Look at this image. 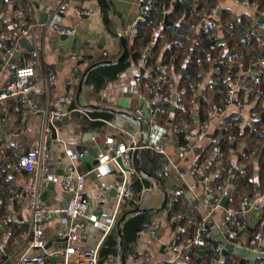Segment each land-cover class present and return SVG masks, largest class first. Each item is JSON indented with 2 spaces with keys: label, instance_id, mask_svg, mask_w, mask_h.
<instances>
[{
  "label": "crops",
  "instance_id": "0c3cea01",
  "mask_svg": "<svg viewBox=\"0 0 264 264\" xmlns=\"http://www.w3.org/2000/svg\"><path fill=\"white\" fill-rule=\"evenodd\" d=\"M61 1L9 0L7 2L6 0H0V41L7 43L16 39L17 31L14 28L15 11L20 10L24 12L30 23L33 24L32 36L27 39L39 54V65L33 82L45 80L46 76L51 73L56 76V82L49 93L46 92L43 95L34 96L36 101L41 104L40 112L30 114L26 121L23 122L21 114L13 111V107L21 104L22 99H10L8 102L10 115L8 116L7 124L3 126L0 122V239L6 246L5 252L0 251V263L8 258V264H10L19 258L21 253L17 252L18 246L16 242L29 230L31 218L30 208L27 200L22 202L18 200L17 193L27 191L31 187L33 176L19 168V160L21 156L39 151L41 134L47 116L45 111L48 105L50 106V111H52L53 109L59 108L54 106L58 97L73 95L76 98L75 103L77 104L75 108L79 106L87 115L88 107L110 110L114 116L111 120L106 121L136 136L138 143L144 142V138L138 133L143 126V122L136 115V110L139 108L145 109L146 103L140 97L137 88L133 86L134 78L141 73V70L137 68L135 63L121 73L118 79L108 83L100 92L95 91L93 87L86 85L84 82L80 100L77 98L80 79L90 64L98 62L103 52L109 53V60L117 59L123 54L124 46L118 33L123 34L127 39V43L132 41L131 39L136 29L133 31L132 37H127L126 33L131 32L132 27L134 25L137 27L139 24L137 22L139 15L138 0H70L65 2V12L61 15L60 24L74 29L76 35L80 36L82 42L89 41L90 43L89 48L81 51L79 58H83V64L79 66L77 72H73L75 62L71 59L75 52H68L60 60V49L58 46L64 48L65 46L61 45L64 42L59 41V35L47 29L41 21V14L43 12L39 7L46 8L48 14ZM106 1L109 5L108 9L105 5ZM192 1H200L205 4L207 0ZM216 3L218 12L219 9H222V12L229 10L232 19L241 18L245 14L250 15L254 21L248 28V33L254 32L259 37L264 35V23L259 21L254 12L240 6L234 0H217ZM261 4L263 6L264 0H261ZM261 10L264 11L263 8ZM165 18L169 19L168 25H175L176 22H179L178 18V20H174L167 15ZM200 29L201 24L197 26L196 31L199 32ZM257 46H260V44ZM18 52L21 53V56L14 58L10 64H7L6 53L0 49V91L13 78L16 67L23 65L33 54L20 44L18 46ZM80 61L79 59L78 62ZM256 68V65H254L248 72L242 73L237 81H230L232 88L227 92V94L233 93L234 104L227 108L225 118L232 119L234 117L240 119L239 124L241 128L252 123L253 112L259 113V117L262 114L261 120L264 122V93L261 94V90L255 91V82L251 77V72H255ZM177 80L180 81L178 76H176ZM45 86V84L44 86L38 85L36 89L43 91ZM250 93L254 95H249ZM197 94L198 96L203 94V87L198 89ZM238 105L242 107L240 108ZM81 115L86 116L81 112H73L71 116L63 120L68 121V125H64L62 128L57 127L56 137L52 135L48 141V168L50 171L64 174L71 164L70 160L64 154L65 146L60 140L64 141L67 146L74 150L88 151V154L91 148L100 147L101 149H106L108 147L105 144V140L112 134L111 127L104 120H101L106 124V127H103L101 132L95 129L85 131L81 118H78ZM1 116L2 112H0V118ZM199 121L201 122L200 116L196 115L194 121L188 125V130L196 133ZM160 124L163 127H168V125L161 122ZM216 130H218L216 126L210 128L207 132L206 139L194 149L187 152L184 158L180 157L173 138L170 137L163 142L168 154L167 165L170 167L169 176H164L163 169L158 178L149 177L151 186L145 188L139 194V197L134 200L139 210H153L156 213L152 218V225L147 232L145 234H139L133 253L126 260L125 254L120 257L121 264H177L174 263L176 254L172 249V241L177 232L169 220L170 211L166 208V204L169 199L176 198L180 194L187 199L188 205H185L187 207V213L193 219H196L198 216L203 220L207 219L209 223H214V227L220 229L222 234L224 233V236L227 235L226 232H223V228L226 227L228 220L226 211L220 208L213 211L208 218L210 202L203 192L200 180L190 176L182 178L180 175V172L187 171L188 168L199 160V157L213 141L219 140L215 135ZM92 136L95 137V140ZM120 141L126 146L131 144V138L127 135L122 136ZM262 142L264 143V141ZM212 148L213 146L210 147L211 152L212 150H216V148ZM140 152L142 151L134 153L135 163L138 167H140ZM241 154V149L230 152V158L236 168L234 170L235 173L244 171L248 167L247 164H238ZM259 155L260 152L258 150L256 152L255 163L253 164L254 177L252 180L254 182V189L251 192L248 191L247 195L252 199L261 198L259 204V208L261 209L264 208V198H262L264 192L261 193L262 185L258 179L259 172L257 163ZM76 166L79 172L87 174L86 189L93 195L90 204V213L99 214L100 222L104 225L108 222V218L113 213L118 201L113 190L106 192L104 186L116 185L119 179L118 169L115 165H110L103 170L102 174H99L97 171H94L96 166L89 165L84 160L76 162ZM221 171L215 165L212 167L210 174L214 177ZM232 180L234 181L233 178ZM233 185L234 182H230L227 192L232 191ZM191 188H194V191ZM177 192H180V194H177ZM102 195L107 197V201L103 205H100L96 198ZM42 197L52 210L65 205L67 201V195L56 184L47 185L43 189ZM253 216L254 213L248 217V221H246L248 226ZM122 217L111 233L116 230L120 231V228H122L126 221L121 222ZM67 229L65 216L57 214L52 216L46 228V237L49 241L48 244H50L49 252L59 249L64 244L61 241V236H63ZM82 233L84 236L83 240L76 244L82 250L93 249L100 241L103 240L104 242V227L102 225L88 222ZM237 240L243 246H249L250 240H246L243 236L238 237ZM263 245L264 240L261 243V246ZM232 256L245 258L249 264L256 262L264 264V256L262 255L254 259H247L238 253H228L227 255V257Z\"/></svg>",
  "mask_w": 264,
  "mask_h": 264
},
{
  "label": "built area",
  "instance_id": "2783aa9c",
  "mask_svg": "<svg viewBox=\"0 0 264 264\" xmlns=\"http://www.w3.org/2000/svg\"><path fill=\"white\" fill-rule=\"evenodd\" d=\"M7 2L9 0H6ZM70 0H62L60 3L54 6L53 10L48 13V18L43 25L56 33L57 35H76V31L72 28L62 26L60 24L61 15L65 12V2ZM235 3L240 6L254 12L256 17L259 19L264 16L262 11L261 0L251 2L250 0H234ZM139 15L137 22H145L147 17L153 11L152 0H138ZM199 17L205 20L215 21L218 17V9H212L211 11H203L198 13ZM14 28L17 31L16 39L4 43L0 41V49L6 53V62L10 64L16 53L18 52V41L22 38H31V32L33 30V24L30 23L26 14L20 10L15 11ZM136 26L134 25L131 32H127V37H132L133 31ZM119 37H124L122 33H118ZM32 57L26 60L23 65L16 67L13 78L7 83L5 88L0 91V112L2 116L0 122L3 126L7 124L8 116L10 115V107L8 102L10 99H22L21 104L13 107V111L21 114L22 121L25 122L30 114L41 111V104L36 101L34 96L43 95L44 93L51 90L56 82V76L54 74H48L45 80L33 82L39 65V54L37 51L32 52ZM148 51H146L137 62L136 66L140 70H144V74H138L133 81V86L137 88L140 93V97L145 101L146 108L149 112L150 118H147L145 110L139 108L136 110V115L143 121H147L143 124L139 130V135L144 138V142L138 143L136 136L132 135L125 129L112 124L109 121L104 122L109 125L112 129V134L107 137L105 144L108 146L106 149H101L98 152L97 159L99 164L96 166L94 171L102 174L103 170L110 165H115L119 172V179L116 185H105L104 190L109 192L116 190V196L118 198L117 205L111 216L108 218L106 224L100 222V216L97 213H90V204L93 195L86 189L87 174L79 172L76 166V162L83 160L87 155L88 151H76L73 148L67 146L64 141L60 142L65 146L64 154L70 160L68 170L64 174H58L49 170V155L47 143L54 131L57 132L56 122L63 121L73 112H81L88 116L86 112L79 106L72 108L76 102V98L73 95H64L57 98L54 106L59 107L50 111L48 105L46 113V122L41 134L40 149L36 153H29L21 156L19 160V168L25 170L27 173L33 176V182L31 187L27 191H20L17 193L19 201L27 200L28 206L31 212L29 230L24 233L19 240H17V252L21 253L19 258L10 264H100V249L103 244V240L100 241L93 249L82 250L77 247L76 244L81 242L84 238L83 229L88 222H93L104 227L103 239L111 234L116 227L119 219L122 216V211L126 207L127 203L133 200L135 196L134 192V176H138V165L135 163L134 153L150 149L155 153L160 154L166 162L164 167V176H169L170 167L167 165L168 154L166 147L163 145L165 140L170 137L174 139L176 146L179 150L180 157L184 158L187 152L194 149L197 145L203 142L207 137V132L213 126H216L223 134L228 129L221 126V123L226 117V110L228 107L234 104V95L226 94L225 91L215 86L213 80V72L201 71L198 74V78L202 80L199 83L197 89L205 87L208 90L207 102L209 104V110L211 114L210 121H204L198 123L197 132L193 133L189 131L184 135L183 142L180 138V126L171 122L168 127H163L160 124L158 117L166 113V107L175 108L177 93L176 84L166 74L156 75L152 67L146 66V60ZM103 60H109V53H102ZM71 59L75 62V72L78 71V61L83 60L76 54H73ZM100 61V60H99ZM94 63V62H93ZM166 70V67H163ZM217 69L216 71H218ZM261 72L256 76V80L260 81ZM165 84L164 89L160 84ZM45 86L43 91L37 90L36 87ZM261 94L264 91H260ZM35 94V95H34ZM218 96L222 98L221 102H218ZM198 95L193 97L192 103L196 104L199 100ZM238 107H242L238 105ZM194 117L197 115L193 112ZM259 117V113L253 112L252 118L256 119ZM127 135L131 138V144L124 145L120 138ZM92 138L95 137L92 136ZM230 141H235L236 137L230 134L228 136ZM225 154H221L218 162L215 164L220 170L224 171L225 168L222 165V160ZM121 160V161H119ZM182 178L187 176L197 178L200 180V184L203 188V192L210 202L211 213L218 210L221 207V201L223 194L226 193L227 188L231 182L222 185L218 188L213 187L212 177L208 173L206 167L199 161H196L187 171L180 172ZM50 184H56L61 187L64 194L67 195V201L65 205L50 209L45 203L42 197L43 189ZM194 191V188H191ZM223 193V194H222ZM180 194V192H177ZM264 198V196L262 197ZM100 205H103L107 201L105 195L98 196L96 198ZM260 199L245 198L238 208H226V214L228 216L229 224L226 225V234L231 240H236L238 234L245 232L248 228V217L254 213V210L259 208ZM63 215L67 220V231L61 236V239L67 238V246L64 249H57L53 252H49V249H45L48 245V239L46 237L47 224L54 215ZM179 217H174L172 220L175 221ZM209 222L207 219L202 220L199 224L198 230L192 238L180 240L178 233L184 232L185 227L179 226L177 233L175 234L172 241V249L176 254L174 263L177 264H190L191 257L190 252L196 246L206 247L207 243L204 240V232L206 237L211 238L212 232L207 229ZM260 229L254 233L252 239L249 242L248 248L253 246V250L264 256V245L261 243L264 240V222H260ZM147 230H143L140 234H145ZM4 242L0 239V251L5 252ZM224 246L220 245L217 251L222 254ZM45 250V255H36V251ZM31 251V252H30ZM56 262L52 263V258L56 257ZM9 259H5L0 264H8Z\"/></svg>",
  "mask_w": 264,
  "mask_h": 264
},
{
  "label": "trees",
  "instance_id": "16d2710c",
  "mask_svg": "<svg viewBox=\"0 0 264 264\" xmlns=\"http://www.w3.org/2000/svg\"><path fill=\"white\" fill-rule=\"evenodd\" d=\"M216 1L207 0L203 4L192 0H152L153 11L145 22L137 25L132 41L127 43L129 50L127 57L119 63L101 64L95 67L87 74L85 84L100 92L108 83L118 79L120 74L133 63L137 64L142 55L148 51L146 66L152 67L156 75H168L176 84V106L173 109L165 105L166 113L158 117V120L165 125L171 122L179 125L181 142L188 132V125L194 121V111L200 116L201 122L210 121L211 118L209 104L206 100L209 95L207 88H203V94L198 102L192 103L193 97L198 95L197 86L202 82L198 78L199 72L214 70L212 78L215 86L222 88L227 94L232 88L230 81H237L242 73L248 72L252 66L256 65V71L251 72V77L255 82L254 89L264 91V35L259 37L254 32L248 33V28L254 20L247 14L242 15L241 18L232 19L230 11L224 10L215 21L205 20L198 16V13L203 11L218 9ZM262 8L264 9V4ZM166 15L174 20L178 18L179 22L175 25H168L165 22ZM258 23L260 24L259 21ZM200 24L201 29L197 32V26ZM258 44L260 46H257ZM163 67H166L165 71ZM217 69L219 70L216 71ZM260 71V81H257L256 76ZM176 76L180 81H176ZM160 85L166 88L164 83ZM251 94L253 93L249 95ZM221 101L222 98L218 96V102ZM76 105L74 103L72 108L74 109ZM87 110L88 116H78L83 122L85 131L95 129L101 132L102 128L106 127L101 120H111L114 116L110 110L106 109L88 107ZM261 115L244 128H241L239 124L240 119L233 117L227 120L225 118L221 126L228 130L223 134L216 130L215 135L219 140L213 141L199 157L198 161L206 167L210 174L220 155L225 154L222 160L225 170L211 177L215 188L234 179L232 191L222 193L223 197H229L227 208H238L245 198H249L247 192L253 191V164L258 150L260 152L257 163L258 179L262 185L261 193L264 192V143L262 142L264 141V122L261 120ZM146 123L147 121H143V124ZM230 134L236 137L235 141L228 139ZM212 146V149L216 148V150L211 152L210 147ZM238 149L242 150L238 164H247L248 167L244 171L233 174L236 168L230 158V152ZM139 158L138 176H134L135 196L122 211V216L128 214V218L120 228L121 235L119 230H116L105 238L100 249V264H115L122 251L126 260L133 253L140 232L148 230L152 225V218L156 212L140 210L132 213L133 210L139 208L134 200L145 188L151 186L149 177L158 178L161 175L165 161L160 154L150 149L142 150ZM185 205H188V201L182 194L169 199L166 204V208L170 211L169 220L174 229L177 231L179 226L186 228L184 232L178 233L181 241L195 236L203 220L200 216L193 219L187 213ZM261 210L263 213L264 208ZM262 213L260 222H264V213ZM174 217L179 218L173 221ZM259 229L258 226L255 232ZM203 234L207 246L205 248L196 246L191 250L190 264H249L245 258L237 256L223 258V254L220 255L217 251L220 246L217 240L213 236L207 238L206 232ZM121 241L124 242V247L121 246Z\"/></svg>",
  "mask_w": 264,
  "mask_h": 264
},
{
  "label": "water",
  "instance_id": "95a60500",
  "mask_svg": "<svg viewBox=\"0 0 264 264\" xmlns=\"http://www.w3.org/2000/svg\"><path fill=\"white\" fill-rule=\"evenodd\" d=\"M105 5H106V8L108 9L109 5H108L107 1L105 2ZM39 8L43 12L41 14V21H42V23H45L47 21V18H48V14L46 12L47 10L44 7H39ZM221 12H222V9H219L218 15H221ZM259 21L261 23H264V16H261L259 18ZM165 22L169 23L167 18H165ZM120 38H121L122 44L124 46L123 54L119 58L114 59V60H103L102 57H100V61L94 62L91 66H89L85 70V72L82 75V77L80 79V82H79V90H78V94H77L78 100H80V95H81V92H82V89H83L85 78H86L87 74L93 68H95V67H97V66H99L101 64H115V63H119V62L123 61L127 57L128 52H129L128 47H127V39L125 37H120ZM58 40L61 41V42H64L61 45L65 46L64 48H61V46H58V48L60 49V60H62L63 56H65L68 52H75V54L80 57L81 51L86 49V48H89V46H90L89 41L82 42V40H81L79 35H74V36L60 35ZM18 43L21 46L25 47L29 52H33L34 51V48H33L32 44L29 42V40L27 38L20 39L18 41ZM20 56H21V53H19V52L16 53V58H18ZM81 64H83V60L78 62V65H81ZM73 72H75V70H73ZM79 73L77 74V78H78ZM141 73L144 74V70H141ZM144 110H145V114H146L147 118H150V115H149V112H148L147 108H145ZM263 117H264V115H263ZM64 125H68V121H58V122H56V126L58 128H62V126H64ZM56 135H57V132L54 131L53 136L56 137ZM99 150H100L99 147L91 148L90 149V153L83 160L85 162L89 163V165L97 166L99 164V160L97 159ZM119 161H121V160H119ZM89 168L92 169L91 166H89ZM234 173H235V171H233V174ZM231 182L233 183L234 181L231 180ZM113 193L116 194V190H113ZM228 201H229V197L228 196H224L222 201H221V207L223 209L227 208ZM138 211H140V210L139 209H135V210L132 211V213H136ZM261 213H262V210L260 208L254 210L253 219L251 220L247 230L245 232L239 233L238 237L243 236L246 240H250L251 239L252 234L256 231L257 227L260 224V214ZM127 217H128V214L124 215L122 217V219H121V222H124L127 219ZM207 229L211 230L212 235L217 240V242L220 245L224 246L223 251H222L223 256H227L228 253H233V254L238 253L241 256L246 257L247 259L259 258L261 256L258 252H255L253 250L254 249L253 246H251L250 248L245 247L241 243H239L237 239L236 240H231V239L228 238V235L224 236V233L222 234V231L220 229L214 227V223H209L208 226H207ZM223 232H226V228L225 227L223 228ZM119 234L120 235L122 234L121 230L119 231ZM61 241L64 244L59 249L66 248V246H67V244H66L67 238L61 239ZM121 246L124 247V242L123 241H121ZM49 247H50V244H48L45 249H49ZM36 255L37 256L45 255V250L36 251ZM56 258H57V256L52 258V260H51L52 263L56 262Z\"/></svg>",
  "mask_w": 264,
  "mask_h": 264
},
{
  "label": "rangeland",
  "instance_id": "374dc122",
  "mask_svg": "<svg viewBox=\"0 0 264 264\" xmlns=\"http://www.w3.org/2000/svg\"><path fill=\"white\" fill-rule=\"evenodd\" d=\"M255 1H259V0H253V1H251V2H255ZM121 253H122V254H121ZM121 253H120L119 258L116 260L115 264H121V263H120V257L124 254L123 251H122Z\"/></svg>",
  "mask_w": 264,
  "mask_h": 264
}]
</instances>
